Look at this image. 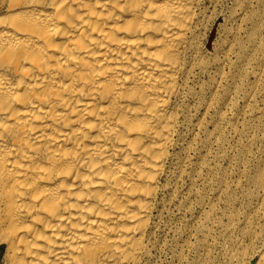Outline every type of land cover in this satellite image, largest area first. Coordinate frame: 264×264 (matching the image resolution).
Returning a JSON list of instances; mask_svg holds the SVG:
<instances>
[{
  "label": "bare ground",
  "instance_id": "bare-ground-1",
  "mask_svg": "<svg viewBox=\"0 0 264 264\" xmlns=\"http://www.w3.org/2000/svg\"><path fill=\"white\" fill-rule=\"evenodd\" d=\"M209 1L0 0V264L144 263Z\"/></svg>",
  "mask_w": 264,
  "mask_h": 264
},
{
  "label": "rangeland",
  "instance_id": "rangeland-1",
  "mask_svg": "<svg viewBox=\"0 0 264 264\" xmlns=\"http://www.w3.org/2000/svg\"><path fill=\"white\" fill-rule=\"evenodd\" d=\"M208 4L143 264H229L264 224V0Z\"/></svg>",
  "mask_w": 264,
  "mask_h": 264
}]
</instances>
